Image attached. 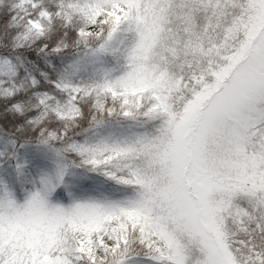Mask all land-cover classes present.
I'll return each instance as SVG.
<instances>
[{
    "label": "snow or ice",
    "instance_id": "6c2138e0",
    "mask_svg": "<svg viewBox=\"0 0 264 264\" xmlns=\"http://www.w3.org/2000/svg\"><path fill=\"white\" fill-rule=\"evenodd\" d=\"M0 264H264V0H0Z\"/></svg>",
    "mask_w": 264,
    "mask_h": 264
}]
</instances>
